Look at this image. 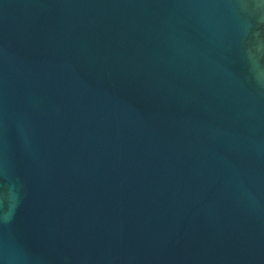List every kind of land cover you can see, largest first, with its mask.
<instances>
[{"label":"water","instance_id":"95a60500","mask_svg":"<svg viewBox=\"0 0 264 264\" xmlns=\"http://www.w3.org/2000/svg\"><path fill=\"white\" fill-rule=\"evenodd\" d=\"M0 264H264V0H0Z\"/></svg>","mask_w":264,"mask_h":264}]
</instances>
